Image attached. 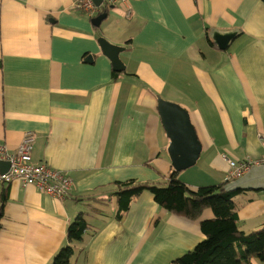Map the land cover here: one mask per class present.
Instances as JSON below:
<instances>
[{
    "label": "crops",
    "instance_id": "1",
    "mask_svg": "<svg viewBox=\"0 0 264 264\" xmlns=\"http://www.w3.org/2000/svg\"><path fill=\"white\" fill-rule=\"evenodd\" d=\"M74 1L0 0V143L14 152L31 133L33 162L72 182L64 198L0 184V264H52L80 215L74 264H173L204 241L212 210L190 220L145 190L118 217L112 195L118 183L164 186L175 171L161 99L188 111L202 145L178 173L191 189L236 181L227 159L264 160V2L95 0L89 15ZM100 39L125 49L122 72ZM240 192L238 226L257 232L264 191Z\"/></svg>",
    "mask_w": 264,
    "mask_h": 264
},
{
    "label": "trees",
    "instance_id": "2",
    "mask_svg": "<svg viewBox=\"0 0 264 264\" xmlns=\"http://www.w3.org/2000/svg\"><path fill=\"white\" fill-rule=\"evenodd\" d=\"M178 173L172 172L164 186L118 183L112 195L118 202V217H122L128 211L133 198L145 190L154 196L161 207L190 220H199L204 211L210 209L214 218L201 222L204 241L173 264H252L254 259L264 264V225L261 230L251 233H245L238 226L234 198L243 192H228L224 185L193 190L178 178ZM2 217L3 211L0 212V222ZM86 230L87 222L80 215L69 225L66 244L52 264H74V244L83 240Z\"/></svg>",
    "mask_w": 264,
    "mask_h": 264
},
{
    "label": "water",
    "instance_id": "3",
    "mask_svg": "<svg viewBox=\"0 0 264 264\" xmlns=\"http://www.w3.org/2000/svg\"><path fill=\"white\" fill-rule=\"evenodd\" d=\"M96 2L100 3L99 0ZM104 18L106 15H102L94 23L98 24ZM230 39V36L223 40L219 39L220 46L225 48ZM100 42L104 54L112 61L114 70L122 72L125 66L120 59V54L125 49L115 46L105 39H100ZM159 112L163 126L171 140L168 152L174 170L181 172L195 166L200 158L202 145L192 125L190 114L180 105L162 99L159 100ZM1 165H7L8 170L10 169L8 162L0 161ZM224 189L228 192L264 191V164L253 165L242 178L227 184Z\"/></svg>",
    "mask_w": 264,
    "mask_h": 264
},
{
    "label": "built area",
    "instance_id": "4",
    "mask_svg": "<svg viewBox=\"0 0 264 264\" xmlns=\"http://www.w3.org/2000/svg\"><path fill=\"white\" fill-rule=\"evenodd\" d=\"M107 3L112 0H100ZM74 4L78 10L92 15L99 10L95 0H75ZM130 15H128L129 17ZM264 146V136L260 137ZM35 137L28 133L18 149L11 152L4 144L0 143V160L10 163V169L0 175V184L19 182L23 187L35 186L46 194L57 198L66 197L72 188L71 180L63 173L54 171L46 162H33V149ZM230 166L228 180L242 178L253 165L264 164V160L253 162L251 160L238 162L234 159H227Z\"/></svg>",
    "mask_w": 264,
    "mask_h": 264
}]
</instances>
